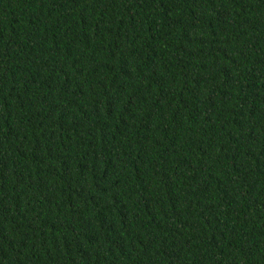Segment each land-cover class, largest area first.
I'll return each mask as SVG.
<instances>
[{"label":"trees","instance_id":"obj_1","mask_svg":"<svg viewBox=\"0 0 264 264\" xmlns=\"http://www.w3.org/2000/svg\"><path fill=\"white\" fill-rule=\"evenodd\" d=\"M0 264H264V0H0Z\"/></svg>","mask_w":264,"mask_h":264}]
</instances>
